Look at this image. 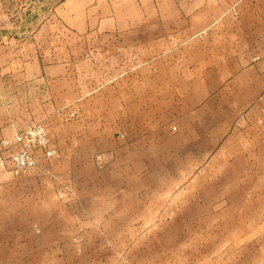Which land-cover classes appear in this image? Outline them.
Here are the masks:
<instances>
[{"label": "rangeland", "instance_id": "obj_1", "mask_svg": "<svg viewBox=\"0 0 264 264\" xmlns=\"http://www.w3.org/2000/svg\"><path fill=\"white\" fill-rule=\"evenodd\" d=\"M61 1L0 0V264H240L233 237L264 176L247 160L130 156L118 94L104 103L119 51L63 24ZM37 59L61 76L36 79ZM24 150L35 164L17 171Z\"/></svg>", "mask_w": 264, "mask_h": 264}, {"label": "crops", "instance_id": "obj_2", "mask_svg": "<svg viewBox=\"0 0 264 264\" xmlns=\"http://www.w3.org/2000/svg\"><path fill=\"white\" fill-rule=\"evenodd\" d=\"M56 15L104 38L111 57L119 51L104 103L118 94L110 111L120 114L130 156L247 160L252 176H264L256 170L264 160V0H62ZM32 64L36 79L62 74L58 65ZM6 109L0 128L11 122ZM176 153L183 156H168ZM247 206L254 210L240 216L235 260L264 264V200Z\"/></svg>", "mask_w": 264, "mask_h": 264}, {"label": "built area", "instance_id": "obj_3", "mask_svg": "<svg viewBox=\"0 0 264 264\" xmlns=\"http://www.w3.org/2000/svg\"><path fill=\"white\" fill-rule=\"evenodd\" d=\"M40 131H42L41 141L43 143H46L47 139L45 138L44 131L42 130V128L38 130V132ZM15 161H16L15 165H16L17 171L28 170L32 168L35 164V158L28 150H24L22 153L15 156Z\"/></svg>", "mask_w": 264, "mask_h": 264}]
</instances>
